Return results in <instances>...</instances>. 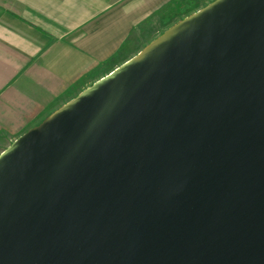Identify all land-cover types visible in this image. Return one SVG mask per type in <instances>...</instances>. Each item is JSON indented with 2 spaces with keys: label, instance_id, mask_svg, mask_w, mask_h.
Wrapping results in <instances>:
<instances>
[{
  "label": "water",
  "instance_id": "water-1",
  "mask_svg": "<svg viewBox=\"0 0 264 264\" xmlns=\"http://www.w3.org/2000/svg\"><path fill=\"white\" fill-rule=\"evenodd\" d=\"M235 1L209 21L225 16ZM256 11L250 12V18ZM261 11L264 13V5ZM199 24L174 40L187 44L181 38ZM209 39L207 35L183 56L160 64L171 51L168 47L172 42L162 45L166 49L159 53L155 48L76 101L36 131L12 157L0 162V264H68L75 255L78 257L72 264H84L109 246L160 225L164 227L147 240L101 264H187L223 234L246 235V241L242 242L243 256L232 255L226 246L220 257L234 256L240 264H264V251L249 243L256 238L264 247V221H237L241 212L250 213L264 203V188L255 194L264 178V99L242 100L248 73L234 72L229 41L224 71L235 95L221 103L198 90L188 95L180 70L202 59ZM246 44L248 51L264 55V35ZM158 70L162 74L175 70L176 79L165 80ZM147 73L150 75L135 97L116 110L103 111L108 100L105 90L116 81L129 86ZM177 97V107L172 109ZM233 102L246 104L250 121L243 131L215 135L210 128L214 120L211 111ZM258 114L257 126L225 165L214 170L224 156L225 147H221L246 134L256 124ZM195 136H202L204 148L221 143L219 154L212 161L204 158L205 166L179 172L175 160ZM166 155L170 159L163 163L161 158ZM177 173L184 184L176 188L172 182L157 188L140 182L168 179ZM49 177L56 184L45 180ZM123 195H127L125 199ZM193 196L197 197L176 218L160 220L178 209L182 198ZM99 205L107 211L104 221L97 213ZM117 214L122 217L115 219ZM95 219L106 227L85 234Z\"/></svg>",
  "mask_w": 264,
  "mask_h": 264
},
{
  "label": "crops",
  "instance_id": "crops-1",
  "mask_svg": "<svg viewBox=\"0 0 264 264\" xmlns=\"http://www.w3.org/2000/svg\"><path fill=\"white\" fill-rule=\"evenodd\" d=\"M170 1L0 0V156L20 140H23L22 146L36 131L49 125L58 112L84 99L81 96L86 91L178 24L181 20L164 25L161 31L156 27ZM262 5L264 0H236L225 16L216 22H201L182 37L187 44L179 45L180 39L174 38L168 41L172 42L168 47L171 51L159 64L183 56L189 47L210 35L202 59L180 71L188 95L198 90L216 103L225 102L235 95L224 71L229 61L226 46L229 41L234 72L246 70L248 73L242 100L264 99V55L260 51H248L246 44L247 40L264 35ZM253 9L257 11L250 18ZM156 49L159 53L166 47L160 45ZM158 71L165 80L176 79L175 70L163 74ZM149 75L147 73L129 86L116 81L111 89L104 91L108 100L103 111L116 110L135 97ZM211 115L214 120L210 128L215 135L243 131L250 121L249 109L242 102L217 108ZM218 154L217 147L204 148L202 136H195L175 161L181 172L189 167L205 166L204 158L212 161ZM41 166L44 171L45 166ZM45 180L54 182L51 177ZM183 180L177 173L168 179L140 182L162 185L172 182L176 188L184 184ZM106 212L99 205L97 213L103 221ZM119 217L122 215L117 214L115 219ZM106 225L95 219L85 234L90 235Z\"/></svg>",
  "mask_w": 264,
  "mask_h": 264
},
{
  "label": "bare ground",
  "instance_id": "bare-ground-1",
  "mask_svg": "<svg viewBox=\"0 0 264 264\" xmlns=\"http://www.w3.org/2000/svg\"><path fill=\"white\" fill-rule=\"evenodd\" d=\"M233 1L234 0H214L213 2H210L208 5L204 6L203 8H201V9L197 10L196 12L192 13L191 15L185 17L178 24L173 26L169 31H167L165 34L160 36L158 39H156L154 42H152L150 45H148L145 49H143L136 57H134L133 59L128 61L124 66H122L116 72L112 73L109 77L105 78L104 80H102L101 82L96 84L93 88L86 91L81 97L84 98L87 95L91 94L94 90L98 89L101 85L106 83V81L109 78L117 75L119 72L125 71L127 69V67H129L130 65H132L136 61L142 59V57L150 54L152 52V50H154L156 47L163 45L164 43L172 40L174 37H176L177 35L182 33L185 29L192 27L193 25L199 24L201 22L209 21L213 17V15H215L219 11L223 10L224 7H226L227 5H229ZM178 102L179 101H178V97H177L172 102V109H175L177 107ZM70 106H68V107H70ZM63 111L64 110H61L60 112L57 113V115L61 114ZM260 119H261V116L258 114L257 118H256L257 121L255 122L256 124L252 128H249V131L246 130V134H243L242 136L239 134L237 136L236 141L231 142L232 140H229V142H231V143H229V145L221 147V148L225 147L222 149L224 156L214 166L215 167L214 170H217V169L220 170L225 165L230 154L247 137V135H249V133L251 131H253V129L259 123ZM22 142H23V140L16 142L6 152H4L0 156V162L2 160L7 159L10 155H12L14 152H16L20 148ZM213 146L220 148L221 143L216 142L213 144ZM169 159L170 158H167V155H166V156H162L161 161L163 163H165ZM147 184H148V186L155 187V188L164 187V186H161L160 182L155 183V184H153V183H147ZM165 186H167V185H165ZM263 188H264V178L262 179L260 185L258 186L257 190L255 191V194H257ZM196 197L197 196H193V197H189V198H182V200L179 201V203H181V204L178 205V209L174 210L173 213L168 217H163V218L161 217L160 220H164L166 222L167 220L170 221L171 219L176 218L180 213H182L184 211V209L188 206V204L191 203ZM259 211H260V220L264 221V203L262 205V208ZM161 212L165 213L164 211H161ZM157 215L158 214L156 213L155 216H157ZM237 221L242 222V223L256 224L259 222V219L254 218V214L252 212L251 213L241 212L237 216ZM162 227H164V226L160 225V226H157V227L152 228V229L139 231L136 235L132 236L128 240H125L121 243L113 244V245L109 246L108 248L103 250L101 253H98L95 256L91 257L84 264H101L102 262H104V261H106V260H108V259H110L116 255H119V254L131 249L132 247L138 245L139 243L147 240L149 237H151L155 233H157ZM244 241H246V235L230 236V235L223 234L213 244H211L208 247V249H206L204 252L198 254L195 258H193L187 264H213V258H214L213 256H215L216 254H217L216 257L219 258V263H223L225 260L231 261V260H233L234 256H231V257L226 258V259H223L222 257H220V255H221L220 252L222 251V248H225L226 246L230 247L232 250L231 254L232 255L239 254V257H240V256L244 255L243 248H242V242H244ZM214 253H216V254H214ZM235 256L237 257V255H235ZM77 257L78 256L75 255L73 258H71L69 260L68 264H72ZM13 258H15V257H13ZM42 264H46V263H42ZM233 264H240V262L236 261Z\"/></svg>",
  "mask_w": 264,
  "mask_h": 264
},
{
  "label": "rangeland",
  "instance_id": "rangeland-1",
  "mask_svg": "<svg viewBox=\"0 0 264 264\" xmlns=\"http://www.w3.org/2000/svg\"><path fill=\"white\" fill-rule=\"evenodd\" d=\"M212 0H171L170 5L166 7L164 11V15L161 14V19L157 23L156 27L159 31L163 30V26L166 24H175L179 22V20H182L186 16H189L190 14L194 13V10L196 8H203ZM203 7H200L202 6ZM168 10V11H167ZM196 12V11H195ZM263 205V204H262ZM262 205L256 207L255 209H252L250 213L252 212L254 214V218H258L260 221V209L262 208ZM249 243H252L255 247H258V249H262L264 251V247L260 244L259 240L256 238H251L249 240ZM248 261V259H246ZM236 260H225L223 263H219V258H213V264H233Z\"/></svg>",
  "mask_w": 264,
  "mask_h": 264
}]
</instances>
